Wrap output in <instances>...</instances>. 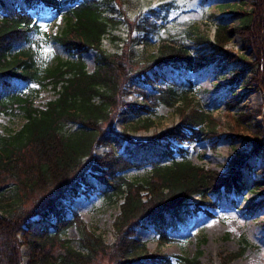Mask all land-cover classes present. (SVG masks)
Returning a JSON list of instances; mask_svg holds the SVG:
<instances>
[{
	"label": "trees",
	"instance_id": "1",
	"mask_svg": "<svg viewBox=\"0 0 264 264\" xmlns=\"http://www.w3.org/2000/svg\"><path fill=\"white\" fill-rule=\"evenodd\" d=\"M118 1L0 0V116L20 114L25 119L18 131L0 133V264H22L20 248L24 244L31 249L29 264H94L100 256L112 264L142 260L171 264L170 257H156L134 237L136 227L152 225L159 241L167 242L170 231L193 217L200 203L215 205L211 194L225 189L243 197L245 191L258 190L264 180L254 179L247 165L241 168L243 162L234 161L241 169L230 171L224 180L216 172L194 165L183 146L207 138L214 129L210 114L193 101L189 90L179 93L176 85H168L158 93L144 94L143 104L126 100L135 91V78L151 81L147 70L156 68L153 73L164 76L162 70L167 66L202 69L210 60L203 50L222 51L234 33L240 34L244 46L255 56L236 74H245L246 86L261 83L264 91V0H253L249 11L244 8L247 0L220 5L239 23L233 28L218 24L214 40L194 28L189 32L191 43L163 40L147 55L137 53L132 37L121 39L123 44L113 53L104 49V40L116 38L113 31L124 23L115 17ZM66 5L67 10L62 11ZM41 7L53 17H64L60 32H42V25L28 12ZM149 25L145 19L136 27L147 31ZM50 41L59 43L76 59L44 66L41 52ZM90 49L96 51L92 71L83 58ZM230 58L232 55L226 54L212 60L218 64L225 61V68ZM49 85L58 96L40 109L35 98ZM161 103L176 109L179 122L157 138L143 142L132 137V133L154 124L150 117L142 123H126L120 131L112 128L120 108L136 116L143 112L152 115ZM229 107L231 110L235 105L230 102ZM72 125L78 128L71 130ZM262 139L253 152H264V136ZM99 145L110 147L101 157L94 155ZM146 165L151 168L141 179H129L125 174ZM88 168L97 175L108 202L122 200L111 244L89 231L77 213L67 216L65 200L89 182ZM47 191L49 196L31 212L21 211L26 200ZM194 195L200 197L199 203L190 202ZM206 198L209 201L203 200ZM263 207L264 200L250 206L248 216ZM73 226L80 232L78 248L66 237ZM176 261L202 264L199 256H176Z\"/></svg>",
	"mask_w": 264,
	"mask_h": 264
},
{
	"label": "rangeland",
	"instance_id": "2",
	"mask_svg": "<svg viewBox=\"0 0 264 264\" xmlns=\"http://www.w3.org/2000/svg\"><path fill=\"white\" fill-rule=\"evenodd\" d=\"M247 1L244 8L249 11L253 7V0ZM225 3L237 5L239 0H119L115 5V17L124 23L113 31L112 35L116 38L108 37L104 40V49L113 53L123 44L121 39L132 37L137 53L147 55L155 52L163 40L191 43L189 32L194 31V28H198V33L206 34L214 40L218 24L224 23L233 28L239 23L231 18L230 10L220 7ZM67 8L68 5L62 11ZM31 13L37 16L42 32L55 35L65 26L63 16L53 17L43 7L40 12L31 10ZM145 19L151 23L147 31L138 29L136 26ZM192 47L196 48L195 45ZM203 52L210 59L209 64L196 71L177 70L167 66L162 70L164 76H159L153 73L156 68L147 70L151 81H146L143 77L135 78V91L126 100L143 104L144 94L158 93L160 88L168 85H176L179 93L189 90L193 101L210 114L214 129V133H210L207 138L183 146L194 165L216 172L218 178L223 180L230 171L247 165L253 172L254 179H264V152L259 149L253 152L254 145L262 143L264 136V91L259 85L261 83L246 86L245 74H236L237 70L246 68L248 61L255 60L252 49L244 46L240 34L234 33L222 51L214 52L211 48H205ZM41 53L45 60L44 66L48 67L76 59L75 55L55 41H50ZM226 54L232 55L233 59L230 58V63L225 68H222L225 61L218 64L215 59L212 60ZM95 56L94 49L83 54L89 71L94 69ZM22 87L26 88L24 85ZM57 96L51 85L42 88L35 98V106L44 109ZM230 102L232 107L235 105L231 110ZM120 110L113 118L114 131H120L126 123L145 122L149 117L154 122L149 129L132 133L134 140L143 142L157 138L161 132L179 122L176 109L164 103L155 108L152 115L143 112L136 116L126 112L125 108ZM24 123L25 119L20 114H2L0 133L7 135L16 132ZM77 128V125H72L70 129ZM109 150L110 147L99 145L95 148L94 155L101 157ZM122 151L123 148H120L119 152ZM234 161L243 162L241 168ZM150 168V165L132 168L125 174L129 179H141L149 173ZM86 176L89 182L84 183L77 193L65 200L67 216L72 218L77 213L89 231L102 235L111 244L115 240L113 224L120 213L122 200L108 202L100 191L97 175L88 168ZM210 189L212 188L208 190ZM47 196L49 191L34 195L22 204L24 208L21 211L31 212ZM211 199L215 205L200 203L193 217L170 231V240L167 242L159 241V235L152 225L136 227L134 237L144 242L150 253L155 256L166 255L173 264L177 263L176 256H199L202 264H264V207L251 217L247 214L250 206L264 200V180L258 190L245 191L243 197L221 189L220 194H211ZM189 200L196 204L200 197L194 195ZM203 200L209 201L208 198ZM66 237L78 248L80 232L77 227L69 228ZM244 243L248 244L247 248H244ZM243 249L245 251L241 257L237 256ZM20 251L22 264H29L30 247L24 244ZM93 263L112 264L101 256ZM130 264L168 263L142 260Z\"/></svg>",
	"mask_w": 264,
	"mask_h": 264
}]
</instances>
